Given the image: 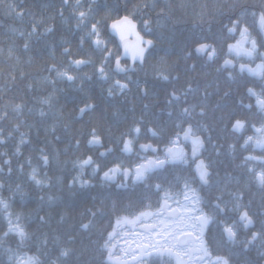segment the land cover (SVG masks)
I'll use <instances>...</instances> for the list:
<instances>
[{"label": "trees", "instance_id": "1", "mask_svg": "<svg viewBox=\"0 0 264 264\" xmlns=\"http://www.w3.org/2000/svg\"><path fill=\"white\" fill-rule=\"evenodd\" d=\"M250 11H264V0H0V138L5 141L0 144V199L9 203L13 217H21L27 233L23 242L15 233L5 236L8 224L0 211V264H11L8 249L36 257L40 264H112L104 244L117 220L144 208L156 209L165 192L178 188L182 176L177 174L117 188L103 180L93 164L81 169L80 162L93 157L88 143L93 132L119 133V127L127 130L137 118L135 111L115 110L120 106L117 93L114 101L107 99L109 86L97 69L103 65L108 77L112 73L106 51L97 49L92 44L96 37L88 35L92 25L107 48H114L110 22L133 18L140 32L155 42L157 51L150 54L158 55L160 64L172 62L175 73L182 74L197 45L223 38L225 25L231 26L229 17ZM80 12L85 13L83 21L77 18ZM251 22L249 15L245 23L255 29ZM78 59L91 63L72 66ZM53 65L77 79L58 78L49 71ZM49 97L50 105L42 103ZM89 105L80 117V109ZM41 111L46 115L40 116ZM42 155L48 156L47 166L39 159ZM243 160L209 159L214 167L210 201H230L239 183L248 202L244 183L257 180L255 174L233 172L244 167ZM32 168L45 183L30 179ZM155 185L161 186L159 191ZM207 247L229 264H258L256 254L230 246L218 225H209ZM66 250L68 255H62Z\"/></svg>", "mask_w": 264, "mask_h": 264}, {"label": "flooded vegetation", "instance_id": "2", "mask_svg": "<svg viewBox=\"0 0 264 264\" xmlns=\"http://www.w3.org/2000/svg\"><path fill=\"white\" fill-rule=\"evenodd\" d=\"M249 30L253 38L257 40L259 53L264 54V46H260L261 37L258 31L250 27ZM238 39V33L233 36L229 35L226 30L223 38L204 43L211 44L216 48V57L210 61L207 53L196 52L195 57L187 59L188 62L184 64L182 74L175 73V65L172 62L166 65L160 64V58L156 54H146L143 64L140 62L132 63L131 59H121L122 67L133 70L127 73L117 72L115 70L114 57H120L122 49L115 39L113 41L115 44L114 48H107V50L116 52L113 57H109L107 60L109 62V71L112 73V76L105 80V83H108L109 86L108 93L106 92L107 99L109 102L111 99L114 101V93H117L120 106L115 110L117 111L118 108H121L123 112L130 114L135 111L137 118L130 122L127 130H122L119 127V133L114 132L113 134L108 133L98 136L101 141L100 144H89L93 153V165L94 167L99 165L97 173L99 172L103 176L104 172L116 165H119L121 169H134L137 164L143 163L146 158H155L156 156L163 158V150L170 146L169 142L175 138L177 132H182V129L187 128L189 124L192 125L196 135L204 141V147L198 159L209 165L211 173L209 184L212 181L211 178L214 171L209 159L219 156H223V158L240 157L242 159L246 156H254L264 159V151L257 148L254 144L250 143L246 147L244 146V142L249 136L256 137L255 129L264 127V113H261L256 107V98L248 92L250 88L257 93L264 92V80L247 72L243 74L239 72L240 64L256 68L262 61L259 57L249 59L245 56L230 54L228 45L235 44ZM154 50L157 51L156 48L151 51ZM226 59L233 61L236 67L222 68L221 66ZM229 72L232 73L233 79L228 78ZM161 73L167 76L168 79H161ZM117 80L122 84H127L128 88L121 90L116 87L115 81ZM110 89L111 95L109 94ZM173 93L179 99H174ZM249 104L252 105L251 109L245 107ZM185 108L189 109L191 114L188 118L182 116ZM201 112H203V115L200 114ZM236 120H240L245 124L243 130H233L232 126ZM177 125H180V127H177ZM135 126H139L141 129L138 136L134 133L130 134V130ZM148 129L155 130L158 135L153 136ZM107 131L111 132L108 128ZM215 132L217 133L215 134ZM124 139L133 140L131 152L122 151V141ZM140 145H151L158 151H141ZM180 147L188 154V163L179 166H166L164 169L151 174L149 178L159 179L167 173L170 175H181L178 188L175 191L167 192L175 195L177 200L182 201L183 197L180 193L182 192L183 184L190 182L203 199L202 207H204V211L211 216L214 214L212 206L217 202L222 203L223 206L225 202L209 200V195L213 188H208L209 185L202 186L195 177V164L191 159V143L181 142ZM101 153H105V155L101 156ZM244 163L245 160H243V165ZM249 167L254 168L257 172L264 171V164L249 162L247 167H236L233 172L242 171L249 173L247 171ZM216 168H218L217 165ZM218 171L223 172V169L219 168ZM101 178L105 180L104 177ZM251 179L253 182H250V180L244 183L248 194L247 203H244L246 197L245 193L239 190V183L235 185L233 197L239 195L241 198L238 201H234L232 197L230 201H226L228 209H232L234 204L240 205L238 210L228 213V223L236 222L237 236L235 242H227L230 246L243 250V253L252 252L256 254L258 256L256 263L264 264V185L259 184L258 181L255 182L254 178ZM106 181L114 183L117 188L132 187L135 184L131 176L125 179L120 173H116L113 179ZM163 197L159 200V206L156 209L144 208L132 215L121 217L119 220L122 221L125 217L133 220L142 211H158L164 202ZM169 204L173 208L179 206L171 200ZM244 211H247L253 221V224L249 227H244L239 222V215ZM217 219L223 220L225 217L218 216ZM153 223L155 221L152 218H147L137 221L135 224H125V226L131 230L134 236H138L142 233L144 224L151 225ZM120 227L121 225L117 226V232ZM207 230L203 236V246L207 256L204 257L203 253L199 255L203 257L202 262L207 261L209 258L215 262L219 256H214L208 251ZM253 233L259 234V238L249 244L248 241L252 239ZM117 247L118 245H116V249ZM126 252H130L131 255L125 257L114 252V256L120 257L124 264H129L126 262L128 258L135 256L139 258L136 246L133 247L132 244L126 245ZM151 261H155L157 264H175L171 257L166 255L158 256L156 254L145 258L143 264H149ZM193 261L195 260H192L190 264ZM132 264H137V261Z\"/></svg>", "mask_w": 264, "mask_h": 264}, {"label": "snow or ice", "instance_id": "3", "mask_svg": "<svg viewBox=\"0 0 264 264\" xmlns=\"http://www.w3.org/2000/svg\"><path fill=\"white\" fill-rule=\"evenodd\" d=\"M67 2V0H65ZM252 17L251 27H254L258 34L261 37V45L264 46V11L256 12H241L240 15L236 19L231 20V27L227 28V32L229 35L239 34V39L235 44L228 45V51L230 54H234L237 56H245L249 59H255L259 57L261 59V64L257 65L256 68H252L249 65L240 64L239 72L241 74L247 72L250 75L258 76L260 79L264 80V54L259 53L258 51V43L255 38H253L252 33L249 30V25L245 23V19L247 16ZM79 20L83 21L85 19V13L80 12L77 17ZM128 25L129 28L134 29L135 25H132L131 22L127 20L125 17L123 21H119L112 25V28L115 32L119 33L121 41H124L125 34L122 31L121 26ZM145 27L147 28V22L145 21ZM150 31V30H149ZM89 37H96L92 40V44L97 49H103L106 51L105 62H107L109 57H113V53L110 50H107L106 42L100 39V33L97 30L95 25H92V30L88 34ZM27 47V45H25ZM155 45L151 39L145 40L137 35V44L132 49H129L127 44H124V55L130 56L133 63L140 62L144 63L146 54H150V51L154 49ZM197 53H207L208 59L213 60L217 51L216 48L211 44L201 43L195 49ZM68 50L65 49V52ZM115 58L116 71L127 73L130 70L126 67H122L120 64V58ZM91 61L78 59L71 61V65L75 67H80L84 65L90 64ZM224 69L229 67L235 68L236 65L231 60H224L223 65L221 66ZM50 72H56L57 77L60 79H66L70 82H74L77 77L72 76L66 70H61L53 65L50 69ZM219 71V69H218ZM97 72L99 77L102 80H107L108 76L105 73V68L101 65ZM161 79L167 80L168 77L161 73ZM228 78L233 79L232 73H228ZM115 86L121 90L127 89V84H122L119 80L115 81ZM191 90V89H190ZM248 92L251 96L256 98V107L260 110L261 113H264V92L257 93L253 89H248ZM109 94L111 95V89L109 90ZM174 99H179L173 93ZM42 103L49 104L51 103V98L43 99ZM92 106H86V108H90ZM245 107L251 109L252 105H246ZM21 108L20 105L16 106V110L19 111ZM86 108H82L80 111L83 113ZM203 115V112L200 113ZM46 114L41 111L40 116H45ZM189 109H183L182 116L185 118L190 117ZM180 127V125H177ZM234 131L243 130L245 124L236 120L233 124ZM140 127L135 126L130 130V134L134 133L137 136L140 134ZM149 132L152 133L153 136H157L158 133L153 129H148ZM257 133L256 137L249 136L245 142L244 146L246 147L250 143L254 144L257 148L264 151V127L255 129ZM5 141L3 138H0V144H3ZM181 142L191 143V159L195 164V177L199 180L202 186L209 185V176L211 175L209 171V165L205 164L203 160L198 159L201 150L204 147V141L196 135L195 131L191 124L188 125L187 128H183L182 132H177L175 138H173L169 143L170 146L166 147L164 151L163 158L156 156L155 158H146L143 163L137 164L134 169H121L119 165H116L113 168H110L108 171L104 172V179L111 180L114 178L116 173L122 174L125 179L129 176L132 177L134 183H143L146 182L149 176L157 171L164 169L166 166H179L185 165L188 163L189 156L184 150L180 147ZM21 144L25 143L22 139L20 141ZM89 144H100L101 141L98 136L93 132L92 139L88 141ZM124 152L132 151V139H124L122 141ZM141 151H149L157 152L158 149L153 148L151 145H140ZM41 152L43 150L41 149ZM16 153H19V147L16 148ZM101 156L105 155V153H101ZM44 166H47L49 160L47 155H42L39 158ZM245 163L244 167H247L249 162H259L264 164V159L254 156H246L244 158ZM31 164V161L28 162ZM5 165L10 164V161L5 160ZM94 164L92 157H88L87 159L80 162V167L83 169L85 166ZM99 170V165H96L94 171ZM0 171H3L0 169ZM249 173L255 174L256 180L259 184L264 185V171L257 172L254 168H247ZM9 172L11 169L9 168ZM38 169L32 168L30 179L33 180L37 185H42L45 183L37 179ZM83 183H87L86 181ZM123 186V185H121ZM2 187V185H0ZM156 189L159 191L161 186L155 185ZM183 199L182 201L177 200L175 195H172L168 192H165L163 197V204L160 209L156 212L151 211H142L136 216L133 220H129L127 217L123 218V220H117V226L119 227L122 223L135 224L137 221L144 220L147 218H152L155 223L148 225H143V231L141 234L137 236L136 250L139 254V258L133 257V259H137V264H143V260L153 254L158 256H169L174 257L178 264H185V257L188 258V261L192 260L196 261V264H202L203 257L199 254L203 253L204 257L207 256V252L203 246V236L208 229L209 225L215 224L218 225L221 229L222 234L226 237L228 242H235L237 232H236V222L228 223V213L231 211H236L240 208L239 204H234L232 209L227 208L226 202L222 206V203L217 202L212 207L214 209L213 215H208L204 211V207H202L203 199L199 195L196 188L192 187L190 182H185L183 184L182 192L180 193ZM241 197L236 195L233 197L234 201H238ZM51 199V197L49 198ZM173 201L179 205L176 208H173L169 201ZM217 200L220 201V198L217 197ZM9 203L3 199H0V211H3L5 214V219L7 220L8 230L4 233L7 236L9 233H15L20 237L21 242H23L27 238V233L24 228L20 224V216L13 217V214L9 211ZM218 216H223L225 219L218 220ZM239 222L244 226L248 227L253 224L251 217L248 215L247 211L242 212L239 215ZM84 228H88V225H83ZM119 235L116 229H113L111 233L108 234V240L105 241L104 247L108 250V260L114 262V264H124V262L120 259V257L114 256V250L116 249V244L113 243L115 238ZM259 238V234L253 233L252 239L248 241L249 244L253 243L256 239ZM11 253L9 256V261L11 264H40V261L36 257L20 255L17 252H13L11 249H8ZM131 255V253H127ZM62 255L67 256L68 251H64ZM215 264H229V261L226 258L217 257Z\"/></svg>", "mask_w": 264, "mask_h": 264}, {"label": "water", "instance_id": "4", "mask_svg": "<svg viewBox=\"0 0 264 264\" xmlns=\"http://www.w3.org/2000/svg\"><path fill=\"white\" fill-rule=\"evenodd\" d=\"M125 17L127 18V20H128L129 22H131L132 25H135V28H134V29H131V28H129L128 25H122L121 28H122V31H123L124 34H125V39H124V41H121L119 33L115 32V31L113 30L112 25H113L114 23L119 22V21H123ZM108 31H109V33H110L113 37L116 38V40L118 41V43H119V45H120V47H121V49H122V55H121V57H120V61H121V59H125V58H126V59H131L130 56H125V55H124V44H127L128 47H129V49H132V48H133L134 46H136V44H137V35H138L139 37L145 39V40H148V39H149V38L144 37V36L140 33V31H139V29H138V23H137L133 18H131V17H129V16H122L121 18H118V19H116V20H113V21L109 24ZM152 41H153V40H152ZM153 42H154V41H153ZM197 47H198V46H197ZM197 47H196V48H197ZM131 60H132V59H131ZM137 62H138V61H137ZM132 63H133V61H132ZM120 64H121V63H120ZM81 67H82V66H80L79 68H81ZM115 70H116V65H115ZM85 111H86V110H85ZM85 111H84V112H85ZM84 112H83V113H84ZM83 113L80 111V116H83ZM102 177H104V175H103ZM249 226H251V225H249ZM249 226H248V227H249Z\"/></svg>", "mask_w": 264, "mask_h": 264}, {"label": "rangeland", "instance_id": "5", "mask_svg": "<svg viewBox=\"0 0 264 264\" xmlns=\"http://www.w3.org/2000/svg\"><path fill=\"white\" fill-rule=\"evenodd\" d=\"M118 232H119V235L113 241V243L118 245V247L115 251V254L127 257L128 254L126 252V245L132 244L133 247L136 246L137 236H134L132 234L131 230L126 228L124 223L121 224V227H120ZM171 258L173 259L175 264H178V262L176 261V259L174 257H171ZM137 259H138V257H137ZM137 259H133V257H131V258H128L126 262L129 264H132V263L136 262ZM184 259H185V264H190L187 257H185ZM109 262L113 264L112 261H109ZM192 264H196V261H193ZM202 264H215V262L209 258L207 261L202 262Z\"/></svg>", "mask_w": 264, "mask_h": 264}, {"label": "bare ground", "instance_id": "6", "mask_svg": "<svg viewBox=\"0 0 264 264\" xmlns=\"http://www.w3.org/2000/svg\"><path fill=\"white\" fill-rule=\"evenodd\" d=\"M109 34H110V33H109ZM110 35H111V34H110ZM111 36H112V35H111ZM121 55H122V52H121ZM120 57H121V56H120ZM120 57H119V58H120Z\"/></svg>", "mask_w": 264, "mask_h": 264}]
</instances>
